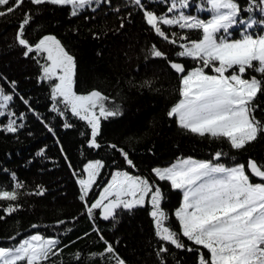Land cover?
I'll return each mask as SVG.
<instances>
[{
	"label": "trees",
	"instance_id": "16d2710c",
	"mask_svg": "<svg viewBox=\"0 0 264 264\" xmlns=\"http://www.w3.org/2000/svg\"><path fill=\"white\" fill-rule=\"evenodd\" d=\"M229 1L235 11L215 40L260 35L261 0ZM215 15L209 0L0 1V248L38 233L55 243L32 264H212L208 249L180 231L183 191L153 169L190 157L241 165L250 178L252 165L264 177V65L184 54ZM45 38L67 61L72 95L96 94L89 112L55 89L39 47ZM194 68L256 81L245 102L252 137L233 146L169 114ZM89 160L101 166L82 193ZM115 170L145 179L149 190L143 204L102 218L92 204Z\"/></svg>",
	"mask_w": 264,
	"mask_h": 264
},
{
	"label": "rangeland",
	"instance_id": "374dc122",
	"mask_svg": "<svg viewBox=\"0 0 264 264\" xmlns=\"http://www.w3.org/2000/svg\"><path fill=\"white\" fill-rule=\"evenodd\" d=\"M30 1L64 4L74 0ZM209 1L215 6L216 15L203 24V37L185 47L184 54L213 58L226 65L248 64L251 59L264 65V29L257 36L215 40L213 33L226 26L235 5L229 0ZM261 11L264 15V0H261ZM39 47L49 60L50 72L57 78L54 80L58 93L74 103L76 109L89 112L88 104L96 94L74 97L69 89L71 73L65 58L49 38L43 39ZM256 89L255 80L239 73L220 70L208 74L194 68L181 77L180 99L170 108L169 114L193 131L220 132L233 146H238L254 133L245 113V102ZM4 100L0 90L2 109ZM100 166L97 160H89L83 165L84 177L78 182L82 193L89 190ZM250 169L254 179H264L252 165ZM153 173L183 191L182 203L175 211L180 231L208 249L212 264H264V182L254 181L241 165L226 166L190 157L156 167ZM148 190L145 179L115 170L92 206L98 207L100 216L106 218L117 207L143 204ZM54 243V237L29 234L12 247L0 248V264H32Z\"/></svg>",
	"mask_w": 264,
	"mask_h": 264
},
{
	"label": "water",
	"instance_id": "95a60500",
	"mask_svg": "<svg viewBox=\"0 0 264 264\" xmlns=\"http://www.w3.org/2000/svg\"><path fill=\"white\" fill-rule=\"evenodd\" d=\"M178 74H180L181 73V71L180 70H178V72H177Z\"/></svg>",
	"mask_w": 264,
	"mask_h": 264
}]
</instances>
